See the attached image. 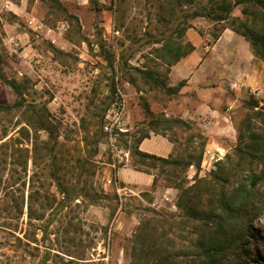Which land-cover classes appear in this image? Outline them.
<instances>
[{"label": "rangeland", "instance_id": "374dc122", "mask_svg": "<svg viewBox=\"0 0 264 264\" xmlns=\"http://www.w3.org/2000/svg\"><path fill=\"white\" fill-rule=\"evenodd\" d=\"M60 1L66 13L51 11L44 0L32 4L28 0H0V46L6 52L1 72L23 84L24 98V105L0 109V143L5 142L0 146V264H189L197 220L188 217L177 203L178 190H173L177 207L171 209L160 198L170 187L146 185L148 173L136 171L130 155L125 161V157L120 158L122 152L112 153L105 135L95 155L87 150L92 132L97 125L102 127L103 117L99 120L96 114L109 100L111 78L115 86L127 79L118 68L119 57L130 56L129 64L164 74V64L153 50L159 45L154 36L169 33L175 28V19L182 18L192 26L183 30L181 37L174 33V38L185 43L189 41L186 31L195 30L201 35L208 32L212 41L219 25L202 16L189 18L188 4L176 5L172 14L168 0H97L99 9L88 0ZM206 1L197 0L200 4ZM240 8L241 4L236 5L232 13L241 16ZM110 22L119 30L118 35L110 33ZM48 28L51 31L47 32ZM81 36L90 40L91 47ZM99 41L115 54L114 72L98 53ZM49 43L65 55L54 57ZM197 54L190 57L182 74ZM124 93L128 132L141 126L145 102L152 112H165L163 108L177 95L149 88L140 80L137 86L130 83L124 87ZM250 97L256 98L248 93L230 107L220 105L227 118L215 124L221 127L228 123L220 131L214 126L202 132L196 126L207 138L203 152L209 148L219 156L195 173L196 168L188 166L186 185L199 178L211 179L217 161L234 154L240 130L264 134L254 110L245 104ZM16 99L10 85L0 78V105H12ZM31 109L46 110L58 125L54 149L58 174L67 184L75 185L78 195L61 210L56 211L61 194L52 178L49 158L41 152L32 161L33 131L25 122ZM23 126L28 128L29 137L21 132ZM37 134L40 141L47 138L43 130ZM177 138L184 142V135ZM117 143L119 149H125ZM143 148L159 155L171 149L164 137L152 134L144 140ZM179 152L178 148L174 151L176 155ZM123 166L129 167L126 170L131 176L126 188L117 191L116 186H123L117 177ZM251 166L258 169L261 164ZM123 172L121 169L120 175ZM243 172L245 175V168ZM108 176L113 179L110 185L105 184ZM234 178L229 177V181ZM39 214H43L40 219L36 218ZM49 218L52 221L47 223ZM250 226L247 262L264 264V213Z\"/></svg>", "mask_w": 264, "mask_h": 264}, {"label": "trees", "instance_id": "16d2710c", "mask_svg": "<svg viewBox=\"0 0 264 264\" xmlns=\"http://www.w3.org/2000/svg\"><path fill=\"white\" fill-rule=\"evenodd\" d=\"M33 1L28 0V4H32ZM44 1L48 2L51 11L58 10L66 13L60 0ZM88 1L96 9H99L97 0ZM168 3L172 14L175 12L176 5L188 4L191 7L187 14L189 18L202 16L217 23L219 26L216 28V32L212 33L213 39L224 28H230L243 36L248 41L252 53L264 61V0H207L205 4H200L197 0H168ZM238 4H241V16L232 13ZM69 16L77 22L74 15ZM175 21V28L171 29L169 33L162 32L154 36V43H159V45L153 50L156 57L160 58L164 64V74L153 68L133 66L129 64L130 56H121L117 61L118 68L123 72L128 82L137 86L140 80L149 88L157 87L168 95L178 94L184 81L169 85L167 73L173 64L194 49V45L190 41L182 43L173 37L174 33H177V38L181 37L183 30L192 26L190 22L182 18H176ZM181 23L185 24L181 26ZM81 40L91 47V42L87 37H82ZM49 48L56 58L65 55V52L51 43H49ZM98 53L106 60L107 68L114 72L115 54L106 49L102 41H99ZM5 54L4 47L1 45L0 66ZM0 78L10 85L17 97L12 105H0V109L24 105L23 84L7 78L1 72V67ZM112 79L109 86V100L101 106L100 112L96 114L99 120H102L106 108L115 97V84ZM245 104L254 110L255 116L264 128V102L260 104L259 100L250 97L245 101ZM26 106L29 107L30 104ZM144 108L145 116L141 121V126L137 127L134 132H119L118 142H121L122 146L128 150L131 164L135 170L152 175L151 187L153 189L164 186L178 190L177 203L184 209V213L188 217L191 216L197 220V223L194 224L196 233L194 253L189 264H248L250 225L253 219L259 218L264 213V134L249 132L246 129L240 130L237 143L234 146V154H227L225 161H217L211 179L199 178L194 183L186 185L188 166L193 164L198 171L203 163L206 136L191 120L173 115L166 116L164 112H152L147 102L144 103ZM25 122L33 131L31 135L32 161L35 162L41 152L49 158L50 172L57 191L61 194L56 211L61 210L78 195L75 185L67 184L58 174L54 151L58 125L50 119L46 110L39 112L31 109L30 118H26ZM20 130L29 137L27 127L23 126ZM39 130L46 132L45 140H39L37 134ZM169 131L174 136L170 135ZM151 133L166 136L174 144V151L177 148L180 149L179 154L176 155L172 152L167 156H161L141 150L140 142L149 137ZM181 134L184 135L183 143L177 140ZM102 135H105L102 127L97 125L92 132L91 146L87 150L89 155H95L97 152V145L101 141ZM4 144L5 142H1L0 146ZM254 162L260 163L261 167L254 169L251 166ZM244 168L247 171L245 175H243L245 172L241 173ZM153 170L156 171L152 172ZM240 173L243 175L242 177L239 175ZM233 176H235L234 181L230 182L229 177ZM20 213H22V208L19 209ZM42 217L43 214H39L36 218ZM51 221L52 218H49L47 223Z\"/></svg>", "mask_w": 264, "mask_h": 264}, {"label": "crops", "instance_id": "0c3cea01", "mask_svg": "<svg viewBox=\"0 0 264 264\" xmlns=\"http://www.w3.org/2000/svg\"><path fill=\"white\" fill-rule=\"evenodd\" d=\"M186 35L194 45V49L173 64L167 73L169 85H175L181 80L184 84L178 94L172 96V100L163 108L164 114L191 120L200 130L211 131L216 126L215 128L218 127L220 131L222 127L228 126L227 122L221 127L215 124L220 118H227L222 109L219 110L220 105L232 106L239 99L247 97L249 89L258 90L255 97L264 99V61L252 53L248 41L243 36L230 28H224L212 41H209L208 32L201 35L198 31L187 30ZM196 52L199 54L196 55L192 66L188 68L186 74H182L183 67L189 63L190 57ZM232 81H236L240 87L233 89L229 86L228 88L227 85ZM179 99L181 102L177 103ZM161 136L169 142L171 147L165 155H161L167 156L174 152V144L166 136ZM144 140L146 138L140 142L139 148L150 152L144 150ZM203 158L206 162L207 157ZM128 168L123 166L117 171V177L123 184L120 186L121 189L126 188L129 183L131 172L126 170ZM121 169H124L123 176L120 175ZM151 181L152 175L147 174L146 185H151Z\"/></svg>", "mask_w": 264, "mask_h": 264}, {"label": "built area", "instance_id": "2783aa9c", "mask_svg": "<svg viewBox=\"0 0 264 264\" xmlns=\"http://www.w3.org/2000/svg\"><path fill=\"white\" fill-rule=\"evenodd\" d=\"M32 21V20H31ZM51 31V28L47 29V32ZM110 33L114 35L119 34V30L115 28L114 24L110 22ZM116 79H118V76H116ZM121 84H117L115 86V97L114 100L110 103V105L106 108L104 114H103V124H102V131L105 134V138L107 140L108 147L112 153H115L117 151L122 152L123 156H120V158L125 161L129 160V152L127 149H119L118 147V134L119 132H128L129 126L127 125L126 120V94L124 93V87H127L130 85V83L125 80L122 81ZM229 86L233 89H238L240 87V84H238L236 81H232L229 83ZM258 92V90L249 89L248 93L251 95H255ZM204 156L207 157V161L200 165L199 170H202L206 168L211 160H216V158L219 156L214 152H211L209 148H205L204 150ZM190 169H194L193 164L189 165ZM197 170L195 169L193 173H195ZM113 179L108 176L105 180V184L110 185L112 183ZM116 182V181H114ZM120 186H116V190L119 191ZM173 188H166L163 192L160 194L161 201L168 204V207L171 209H176V201H175V194L173 193Z\"/></svg>", "mask_w": 264, "mask_h": 264}]
</instances>
